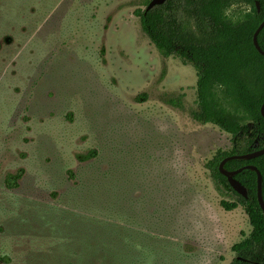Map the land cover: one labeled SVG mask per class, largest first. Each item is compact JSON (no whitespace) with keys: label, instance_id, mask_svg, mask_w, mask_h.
I'll return each instance as SVG.
<instances>
[{"label":"rangeland","instance_id":"rangeland-1","mask_svg":"<svg viewBox=\"0 0 264 264\" xmlns=\"http://www.w3.org/2000/svg\"><path fill=\"white\" fill-rule=\"evenodd\" d=\"M143 1L0 0V264L96 263L74 193L104 173L179 204L176 229L154 233L136 264H232L251 235L207 168L231 136L193 119L197 72L158 52L135 15Z\"/></svg>","mask_w":264,"mask_h":264},{"label":"trees","instance_id":"trees-1","mask_svg":"<svg viewBox=\"0 0 264 264\" xmlns=\"http://www.w3.org/2000/svg\"><path fill=\"white\" fill-rule=\"evenodd\" d=\"M151 1L144 0L135 15L163 57L179 58L196 70L198 110L192 113L193 119L202 125H214L231 136L232 146L219 150L207 168L217 190L233 198L222 201V206L227 211L243 208L253 227L251 235L233 248L236 258L232 264H264V212L258 200L257 172L244 170L235 177L248 191V198H244L220 171L225 159L264 149V55L254 45L255 33L264 22V0H169L147 11ZM258 42L264 51V28ZM168 102L176 104L174 100ZM98 156L94 149L77 155V159L87 164ZM246 166L262 173L264 199V156L231 160L224 168L234 172ZM113 173L118 174L114 169ZM22 174L23 170L8 174L7 188H19ZM107 178L104 173L89 183L76 184L75 203L93 217L80 216L78 220L90 222L93 228L87 235L96 236L98 245H102L89 247L97 256L94 264H136L142 245L159 237L154 233L176 229L179 204L176 203L175 212L166 211L162 187L153 188L155 198L150 189L136 197L139 182L125 188L118 178L112 176V181H106ZM136 239L142 240L139 246ZM63 262L65 258L55 260V264Z\"/></svg>","mask_w":264,"mask_h":264},{"label":"water","instance_id":"water-1","mask_svg":"<svg viewBox=\"0 0 264 264\" xmlns=\"http://www.w3.org/2000/svg\"><path fill=\"white\" fill-rule=\"evenodd\" d=\"M168 1L169 0H152L150 2L149 6L147 7V11H152L156 7L166 4ZM257 6L259 8L260 4L257 3ZM263 28H264V22L258 28V30L254 36V45L257 48V50L260 52V54H262V55H264V51L261 49V47L259 45L258 36H259L260 32L263 30ZM262 114L264 116V105L262 107ZM261 156H264V149L259 150V151L254 152V153H251V154L229 157L221 163L220 171L224 176H226L228 178L229 183H230L231 187L234 189V191L237 192L239 195L243 196L244 198H248V191L237 179H235V177L238 174L242 173L244 170H252L254 172H257V175H258V200H259V204H260V206L264 212V199H263V194H262V184H263L262 173L256 167H253V166H246V167H244L238 171H234V172H228L224 168L226 163L231 161V160H252V159H255V158H258Z\"/></svg>","mask_w":264,"mask_h":264}]
</instances>
